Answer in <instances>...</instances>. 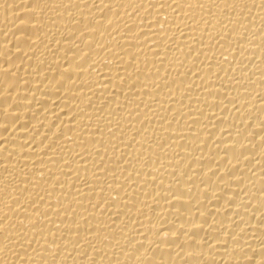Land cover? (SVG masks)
<instances>
[{
    "label": "bare ground",
    "instance_id": "bare-ground-1",
    "mask_svg": "<svg viewBox=\"0 0 264 264\" xmlns=\"http://www.w3.org/2000/svg\"><path fill=\"white\" fill-rule=\"evenodd\" d=\"M0 264H264V0H0Z\"/></svg>",
    "mask_w": 264,
    "mask_h": 264
}]
</instances>
